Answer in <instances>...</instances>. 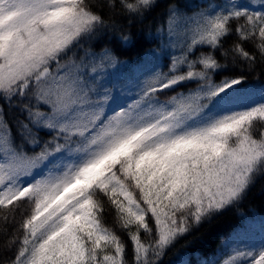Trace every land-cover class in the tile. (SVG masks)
<instances>
[{"label":"snow or ice","instance_id":"snow-or-ice-1","mask_svg":"<svg viewBox=\"0 0 264 264\" xmlns=\"http://www.w3.org/2000/svg\"><path fill=\"white\" fill-rule=\"evenodd\" d=\"M194 8L0 0L3 264H162L264 179V86L244 72L264 65V0ZM146 26L160 53H145L151 73L121 102L101 83L118 63L108 45L134 47ZM113 211L126 240L106 226ZM223 253L222 264H264V241L229 239Z\"/></svg>","mask_w":264,"mask_h":264},{"label":"trees","instance_id":"trees-1","mask_svg":"<svg viewBox=\"0 0 264 264\" xmlns=\"http://www.w3.org/2000/svg\"><path fill=\"white\" fill-rule=\"evenodd\" d=\"M168 0H160L161 4H166ZM181 3H188L189 7L196 4L218 3L221 0H180ZM163 7L157 8L150 17V20L155 17L163 19ZM154 28V26H153ZM137 35L134 37L135 46H125L122 44L112 43L108 46L113 49L117 58L116 67H108L103 73L101 83L112 90L114 98L118 97L121 102L135 99L134 93L138 90L137 83L142 82L151 73L153 63L144 59L145 53L153 50L160 53V41H153L147 34L148 26L145 29V35L139 34L140 29H135ZM232 43L228 42V46ZM245 47L251 51L250 45ZM207 51V49H203ZM199 49L195 55L199 54ZM154 63L167 65L169 59H159ZM159 70L167 71V67H162ZM241 67H237L234 71H241ZM246 82L254 86H264V65L259 63L252 71L244 69ZM222 77L216 76L214 79L219 82ZM191 87H195L192 84ZM187 91V89H180ZM174 94V93H170ZM168 97L161 95L160 100L165 101ZM107 212V210H106ZM20 217L17 216V220ZM106 226L116 228L114 211L106 215ZM118 232L120 230L116 228ZM124 237L123 232H120ZM232 240L233 246L242 248L246 244L259 246L264 241V179L257 181L255 186L249 192L248 197L235 209L226 214L213 219L210 223L202 225L200 228L192 231L188 235L179 239L172 247H170L163 258L162 264H206L212 260H222L227 258L223 253L225 242ZM2 242V241H0ZM230 251V250H229ZM11 255V254H9ZM7 257L0 254V264ZM126 259L131 262V246L129 245Z\"/></svg>","mask_w":264,"mask_h":264},{"label":"rangeland","instance_id":"rangeland-1","mask_svg":"<svg viewBox=\"0 0 264 264\" xmlns=\"http://www.w3.org/2000/svg\"><path fill=\"white\" fill-rule=\"evenodd\" d=\"M246 247H252V244H246V245L242 246V249L246 248Z\"/></svg>","mask_w":264,"mask_h":264}]
</instances>
